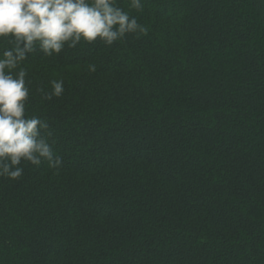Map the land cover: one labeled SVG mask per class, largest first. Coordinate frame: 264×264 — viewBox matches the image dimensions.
<instances>
[{"label":"trees","instance_id":"16d2710c","mask_svg":"<svg viewBox=\"0 0 264 264\" xmlns=\"http://www.w3.org/2000/svg\"><path fill=\"white\" fill-rule=\"evenodd\" d=\"M114 3L146 31L12 70L62 163L0 177V264H264V0Z\"/></svg>","mask_w":264,"mask_h":264},{"label":"clouds","instance_id":"9594fccd","mask_svg":"<svg viewBox=\"0 0 264 264\" xmlns=\"http://www.w3.org/2000/svg\"><path fill=\"white\" fill-rule=\"evenodd\" d=\"M130 7L141 9V0H130ZM145 31L114 0H0V39L14 45L0 56V177L18 180L23 175L22 161L33 166L47 161L53 168L62 163L41 135L48 124L25 114L26 72L14 76L12 70L37 49L52 56L82 40L92 43L99 38L110 46L126 34ZM63 83L51 81L52 91L45 98L60 97Z\"/></svg>","mask_w":264,"mask_h":264}]
</instances>
